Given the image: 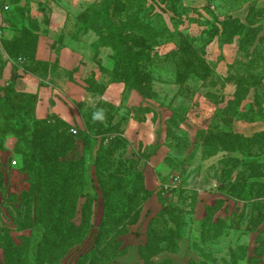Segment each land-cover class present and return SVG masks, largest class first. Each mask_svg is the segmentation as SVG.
<instances>
[{
	"label": "rangeland",
	"instance_id": "obj_1",
	"mask_svg": "<svg viewBox=\"0 0 264 264\" xmlns=\"http://www.w3.org/2000/svg\"><path fill=\"white\" fill-rule=\"evenodd\" d=\"M98 1L11 0L0 10L2 223L17 243L31 235L34 209L21 196L31 177L16 150L36 140L33 117L55 124L65 158L78 162L66 192L78 204L65 213L79 224L88 201L85 248L109 214L122 220L104 226L100 247L114 240L117 264H264V0H113L135 88L101 21L80 28ZM39 39L48 57L34 52L35 63ZM29 75L51 83L44 107L38 89L14 84ZM5 89L17 96L14 126L2 114ZM64 255L61 264L76 261Z\"/></svg>",
	"mask_w": 264,
	"mask_h": 264
},
{
	"label": "trees",
	"instance_id": "obj_2",
	"mask_svg": "<svg viewBox=\"0 0 264 264\" xmlns=\"http://www.w3.org/2000/svg\"><path fill=\"white\" fill-rule=\"evenodd\" d=\"M8 1L11 4V0ZM112 1L100 0L98 3L91 4L89 11L93 12L94 16L90 20L83 22L80 28L93 27L95 21H101L99 26L102 30H99V32L101 34L105 33L106 36L110 35L111 39L119 41L115 45L117 50L121 52V58L124 59L123 64L128 74L127 84L135 88V83L139 79L136 75L137 63L127 56L125 52L127 46L125 47L120 35V27L123 24L125 25V22H120L117 25L112 20V9L110 8V4H113ZM113 7H116L122 14H126V10L123 9L125 7L120 2L114 4ZM1 11L6 13L9 9ZM4 45L6 46L5 49H7L8 45L11 46L13 44L12 42L8 44V41H4ZM20 47H26L24 42L20 44ZM34 47L30 51V56L34 55ZM7 52L10 54L12 49L9 47ZM32 57L34 61V56ZM34 62L36 63V61ZM18 75H15L16 78ZM10 93L5 89L4 95L1 98V107L5 123L9 126H14L12 106L15 107L14 103H16L17 96L16 94H12L11 96ZM25 119L23 115V118L17 120L16 123H19V128L17 129L20 130L22 127H26V124L22 123ZM28 119L34 123L33 130H37L36 128L38 127H40V130H38L39 132L32 133L36 137V140L28 142L32 146L30 151L25 152L20 150V148L16 151L23 156L25 162L23 170L27 171L31 177L29 188L26 191H22L21 196L24 199L23 202L27 206H33L34 209L33 224L31 225L32 231L31 235L21 236V242L17 243L11 236L10 229L0 219V250L2 252L0 264H61L60 258L63 254L66 255L71 252L76 253V261H73L72 264H117L112 257L117 256L119 252H116V254L112 253V256L108 255L107 252L108 247L113 250L115 241L108 240L103 247H100V242H102L101 240L104 239L106 234L104 226L111 223L110 220L112 219L122 220L121 216L104 214L102 216V227L100 226V229L93 233L95 235L93 244L91 247L85 248L83 243L88 240L91 232L90 229L94 227L93 224L88 223V201L85 200L81 204L79 224L73 222L72 215L65 213L67 207L73 208L78 204L77 197L71 198L66 193L67 186L71 187V173L78 162L65 158V153L62 151L59 141L60 135L55 134L57 133L55 132L57 129L55 124L45 119L37 120L33 117H29ZM58 124L64 125V122L58 120ZM79 138L83 141L84 148L87 149L89 146L87 135L81 134ZM67 141L69 142L70 140L67 139ZM101 151L103 149L98 153L99 160ZM109 151L107 148L103 152L108 153ZM247 162L252 165L250 160ZM113 203L109 196V200L105 202L104 209L108 210L112 207ZM75 245L76 247H73ZM146 250L148 251L149 248H143L141 254H144ZM111 259L112 263L110 262ZM145 264L171 263L169 261L154 263L146 260ZM187 264L195 263L191 261Z\"/></svg>",
	"mask_w": 264,
	"mask_h": 264
},
{
	"label": "crops",
	"instance_id": "obj_3",
	"mask_svg": "<svg viewBox=\"0 0 264 264\" xmlns=\"http://www.w3.org/2000/svg\"><path fill=\"white\" fill-rule=\"evenodd\" d=\"M48 57V54L46 55V44L43 45L42 41H40L36 46V51H35V58H37V60H46ZM37 79H35L32 76H24V77H19L15 83L16 87L21 89V90H26V91H30L33 89H38L39 90V94L41 95V100L39 102V108L44 107L45 102L46 105L48 104L47 100H49V97L47 96V89H46V85H51V83L49 81H45V83H41V82H37ZM45 88V89H44ZM49 88V86H48ZM51 89V88H50ZM47 96V97H46ZM46 97V98H45ZM46 100V101H45ZM43 101V102H42ZM54 108L52 109L53 111L56 110L58 111L57 106H53ZM46 109V108H45Z\"/></svg>",
	"mask_w": 264,
	"mask_h": 264
},
{
	"label": "built area",
	"instance_id": "obj_4",
	"mask_svg": "<svg viewBox=\"0 0 264 264\" xmlns=\"http://www.w3.org/2000/svg\"><path fill=\"white\" fill-rule=\"evenodd\" d=\"M9 8H10V3L8 0H0V10H8ZM71 131L74 133L76 132L74 128H71Z\"/></svg>",
	"mask_w": 264,
	"mask_h": 264
}]
</instances>
